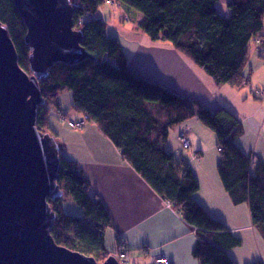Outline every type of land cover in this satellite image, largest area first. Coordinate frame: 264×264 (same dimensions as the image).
<instances>
[{
	"label": "trees",
	"instance_id": "1",
	"mask_svg": "<svg viewBox=\"0 0 264 264\" xmlns=\"http://www.w3.org/2000/svg\"><path fill=\"white\" fill-rule=\"evenodd\" d=\"M69 2L74 28L82 34L81 46L92 60L70 67L56 64L39 82L44 105L37 112L38 130L51 134V110L68 122L60 96L70 93L69 111L83 115V124H94L121 158L194 229L192 255L199 264H234L226 251L239 247L241 240L196 202L198 181L189 165L166 150L168 134L196 119L215 135L220 157L217 172L223 188L233 204L248 203L253 228L263 239L264 162L252 165L250 155L236 144L243 127L227 108L208 110L195 99L180 97L133 74L119 41L107 36L97 14L107 2L139 14L138 29L152 42L169 43L215 85L239 89L250 79L246 73L253 56L251 47L264 60V0H228L226 15L216 9L220 0ZM0 23L13 43L19 67L30 75L26 27L13 0H0ZM260 92L264 95V90ZM56 183L62 196L48 201L55 214L51 227L54 242L103 262L111 255L105 247V231L111 227L106 209L91 195L77 163L61 154ZM68 199L80 208L82 217L64 212Z\"/></svg>",
	"mask_w": 264,
	"mask_h": 264
},
{
	"label": "crops",
	"instance_id": "2",
	"mask_svg": "<svg viewBox=\"0 0 264 264\" xmlns=\"http://www.w3.org/2000/svg\"><path fill=\"white\" fill-rule=\"evenodd\" d=\"M97 15L105 24L107 36L119 41L133 74L158 83L180 97L195 99L208 110L227 108L241 121L244 132L248 128L251 134V138L244 141L242 132L236 144L250 155L252 165L264 162V155L256 153L253 156L252 153L258 133L256 149L261 139L264 145V122L262 133L259 130L264 120V102L261 101V90L255 89L253 83L256 72L264 68L262 61L255 60V65L251 64L247 73L245 71L250 79L244 87L217 86L191 61L175 52L169 43L152 42L140 31L139 14L109 2ZM69 112L75 122L83 120V115ZM74 130L68 149L66 144L58 143L60 154L63 148L67 153L65 157L77 163L89 182L91 195L103 204L109 215L111 227L105 231V247L106 250L109 247L110 256L125 251L124 264H156L155 260L161 257L169 264H199L192 255L196 243L194 229L121 158L118 149L94 124L85 122L80 129ZM207 131L193 119L169 132L165 148L173 152L174 145L171 149L169 143L175 140L179 143V136L186 134L190 148L180 154L179 159L189 165L198 181L196 202L241 240L239 247L227 251L228 256L248 253V250L235 252L247 242L251 247L249 262L264 264V239L253 228L248 203L233 204L223 188L217 172L219 153L216 154L215 140ZM208 161L204 166L203 163ZM257 248L260 257H254Z\"/></svg>",
	"mask_w": 264,
	"mask_h": 264
},
{
	"label": "water",
	"instance_id": "3",
	"mask_svg": "<svg viewBox=\"0 0 264 264\" xmlns=\"http://www.w3.org/2000/svg\"><path fill=\"white\" fill-rule=\"evenodd\" d=\"M26 27L31 74L18 65L0 23V264H120L57 245L48 201L62 196L56 180L60 147L36 126L44 105L39 82L56 64L76 66L92 57L75 30L69 0H13Z\"/></svg>",
	"mask_w": 264,
	"mask_h": 264
},
{
	"label": "rangeland",
	"instance_id": "4",
	"mask_svg": "<svg viewBox=\"0 0 264 264\" xmlns=\"http://www.w3.org/2000/svg\"><path fill=\"white\" fill-rule=\"evenodd\" d=\"M227 1L228 0H220V2L216 5V9L218 11V13L220 15H226L227 13V10H226V4H227ZM109 3V2H107ZM252 49V57L250 56V59H249V65H248V68L250 67L251 64H254L255 65V60L256 61H259L261 59H259L258 57V53L256 52V50H254L253 47H251ZM263 63H264V60H261ZM259 71V70H258ZM256 72V80L255 82V85L257 88L255 89H259V90H264V68L259 71V72ZM261 84V85H258V84ZM254 90V89H253ZM261 101L264 102V95H262L261 97ZM60 103H61V110L63 111V113L67 116H69L67 118L68 122H62L60 119H59V114L57 111L55 110H51L50 112V116H49V126H50V129H51V135L54 137H56L57 139V143H61L62 145H65L66 144V147L67 149L69 148V144H70V141H71V137H72V132H74V128H71L69 126V122H72L74 123L75 121L72 119V117L70 116V112H69V108H70V104H71V94L66 92L64 93L63 95L60 96ZM62 120L66 119L64 117H61ZM263 122L264 120L261 122V125H260V132H261V129H262V126H263ZM78 130V129H76ZM76 132V131H75ZM209 132V134L212 136V138L215 140V144H216V137L213 133H211L210 131H207ZM263 132H264V128H263ZM262 133V132H261ZM75 134V133H74ZM264 135V134H263ZM258 136H259V133L258 135H256V140H255V145L253 146L252 148V153H253V156L256 155H264V145L262 143V139L259 141L258 143V146H257V149H256V142H257V139H258ZM251 138V134L249 133V130L248 128H246V131L244 132V128H243V136H242V139L245 141L247 139ZM207 142L209 143L210 140H207ZM172 144L174 145V149L173 152L171 151V153L175 156V158L179 159V155L180 154H185V152H188V151H185L184 149H182V147L180 146V144L178 142H175L173 143V141H171L169 143V148L172 149ZM216 149V154H218V151H217V148L215 147ZM62 155L63 157L64 156H67V153H66V150H64L62 148ZM68 159V158H67ZM209 163L208 162H204L203 165L204 166H207ZM201 166V165H200ZM63 210L66 214H71V215H77V217H82V213L80 211V208L77 207L75 205L74 202H72L71 200H66L63 204ZM259 235H257V238H258ZM238 237V236H237ZM239 238V237H238ZM243 247L241 250L239 249H236L237 251L235 252H245L246 250H248V253H242V254H231L229 257L232 259V262L234 264H252L253 262H249L251 261L250 257V245L247 243V242H244V244H242ZM241 248V247H240ZM261 250V253H262V249L260 248ZM107 251H109V247L107 246ZM227 252V251H226ZM229 253V252H227ZM228 255V254H227ZM258 255V257H260V253H259V250L258 248L254 251V257Z\"/></svg>",
	"mask_w": 264,
	"mask_h": 264
},
{
	"label": "built area",
	"instance_id": "5",
	"mask_svg": "<svg viewBox=\"0 0 264 264\" xmlns=\"http://www.w3.org/2000/svg\"><path fill=\"white\" fill-rule=\"evenodd\" d=\"M64 120V119H63ZM69 126L71 128L74 129H80L83 126V122H76V123H72L69 122ZM179 143L181 145V147L185 150L190 148V142L189 140L186 138V134H181L178 138ZM114 257L119 261L120 264H124L125 263V259L127 257V253H125V251L117 253L114 255ZM156 264H169L168 260L166 258H158L157 260H155Z\"/></svg>",
	"mask_w": 264,
	"mask_h": 264
}]
</instances>
